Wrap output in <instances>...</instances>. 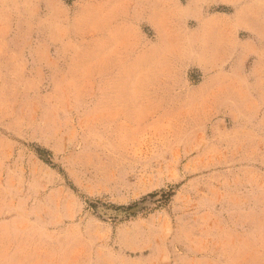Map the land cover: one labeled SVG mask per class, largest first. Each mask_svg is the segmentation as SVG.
<instances>
[{
    "label": "rangeland",
    "instance_id": "374dc122",
    "mask_svg": "<svg viewBox=\"0 0 264 264\" xmlns=\"http://www.w3.org/2000/svg\"><path fill=\"white\" fill-rule=\"evenodd\" d=\"M0 264H264V0H0Z\"/></svg>",
    "mask_w": 264,
    "mask_h": 264
}]
</instances>
